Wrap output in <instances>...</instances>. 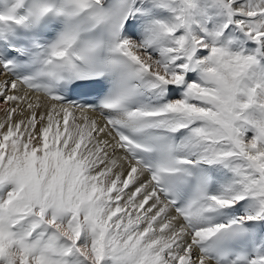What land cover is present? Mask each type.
<instances>
[{"label":"snow or ice","instance_id":"1","mask_svg":"<svg viewBox=\"0 0 264 264\" xmlns=\"http://www.w3.org/2000/svg\"><path fill=\"white\" fill-rule=\"evenodd\" d=\"M0 264H264V0H0Z\"/></svg>","mask_w":264,"mask_h":264}]
</instances>
